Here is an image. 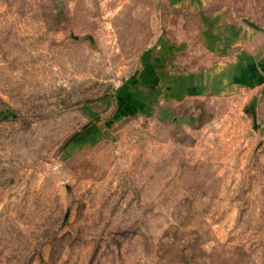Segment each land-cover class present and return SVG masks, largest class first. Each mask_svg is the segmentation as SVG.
I'll return each instance as SVG.
<instances>
[{"label": "rangeland", "instance_id": "374dc122", "mask_svg": "<svg viewBox=\"0 0 264 264\" xmlns=\"http://www.w3.org/2000/svg\"><path fill=\"white\" fill-rule=\"evenodd\" d=\"M220 9L264 57V0H0V264H264V86L140 99Z\"/></svg>", "mask_w": 264, "mask_h": 264}, {"label": "crops", "instance_id": "0c3cea01", "mask_svg": "<svg viewBox=\"0 0 264 264\" xmlns=\"http://www.w3.org/2000/svg\"><path fill=\"white\" fill-rule=\"evenodd\" d=\"M199 18L200 46L212 61L204 63L208 60L204 58L203 66L193 71L189 49H184L183 45L176 47L166 40L145 54L139 82L149 93L140 99L142 102L149 99L150 109L156 115L163 113L165 108L172 111L189 101L186 95L191 93V87L195 89L194 86L204 90L211 82L215 88L209 90L213 93L218 86L226 91L240 89L239 86L252 89L264 86V57L257 58L253 47L243 45L242 30L232 13L220 9Z\"/></svg>", "mask_w": 264, "mask_h": 264}]
</instances>
